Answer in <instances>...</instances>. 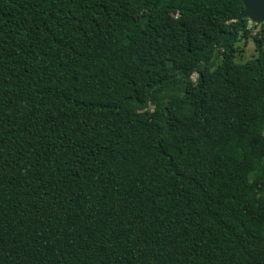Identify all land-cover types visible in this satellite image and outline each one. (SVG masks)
<instances>
[{"label":"trees","instance_id":"16d2710c","mask_svg":"<svg viewBox=\"0 0 264 264\" xmlns=\"http://www.w3.org/2000/svg\"><path fill=\"white\" fill-rule=\"evenodd\" d=\"M180 2L0 0V264H264V23Z\"/></svg>","mask_w":264,"mask_h":264},{"label":"water","instance_id":"95a60500","mask_svg":"<svg viewBox=\"0 0 264 264\" xmlns=\"http://www.w3.org/2000/svg\"><path fill=\"white\" fill-rule=\"evenodd\" d=\"M183 2L181 0L180 4ZM243 9L238 12L236 20L241 22L246 19L256 25L264 23V0H241Z\"/></svg>","mask_w":264,"mask_h":264},{"label":"rangeland","instance_id":"374dc122","mask_svg":"<svg viewBox=\"0 0 264 264\" xmlns=\"http://www.w3.org/2000/svg\"><path fill=\"white\" fill-rule=\"evenodd\" d=\"M246 25L248 27L254 26L253 22L246 20ZM237 51H236V61L237 62H246L256 55L255 46L253 40L251 38L242 37L236 43ZM196 74L192 75V79H195Z\"/></svg>","mask_w":264,"mask_h":264}]
</instances>
